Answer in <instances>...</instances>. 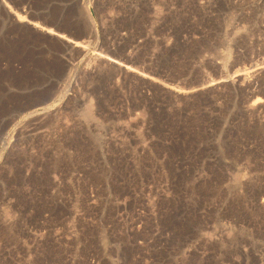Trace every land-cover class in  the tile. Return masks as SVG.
<instances>
[{
	"label": "rangeland",
	"instance_id": "obj_1",
	"mask_svg": "<svg viewBox=\"0 0 264 264\" xmlns=\"http://www.w3.org/2000/svg\"><path fill=\"white\" fill-rule=\"evenodd\" d=\"M0 264H264V0H0Z\"/></svg>",
	"mask_w": 264,
	"mask_h": 264
},
{
	"label": "bare ground",
	"instance_id": "obj_2",
	"mask_svg": "<svg viewBox=\"0 0 264 264\" xmlns=\"http://www.w3.org/2000/svg\"><path fill=\"white\" fill-rule=\"evenodd\" d=\"M23 17V16H22ZM21 16H18L17 18H18V21L20 22L21 21V18H22ZM33 28H35V29H38V30H40L41 32H43V33H45V34H48V35H55L56 37H57V39L58 40H60V41H66V42H68V43H70V44H72V45H75V46H78V45H80L79 44V42H75V41H73L72 39L70 40V39H68L67 37H65L63 34H61V32L60 33H58L57 31L55 32V30H53V29H50V28H48V26L46 27H44V26H41L39 23H35V22H32L31 24H30ZM100 56V55H99ZM99 58V57H98ZM128 69V68H127ZM260 103V100L259 99H256L255 100V105H256V103ZM262 102V101H261ZM254 104H253V106H254ZM252 106V107H253Z\"/></svg>",
	"mask_w": 264,
	"mask_h": 264
}]
</instances>
